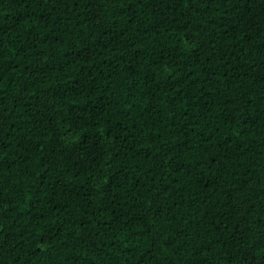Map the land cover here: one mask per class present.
<instances>
[{
	"label": "trees",
	"instance_id": "obj_1",
	"mask_svg": "<svg viewBox=\"0 0 264 264\" xmlns=\"http://www.w3.org/2000/svg\"><path fill=\"white\" fill-rule=\"evenodd\" d=\"M0 264H264V0H0Z\"/></svg>",
	"mask_w": 264,
	"mask_h": 264
}]
</instances>
